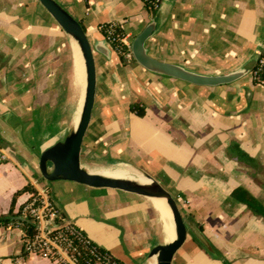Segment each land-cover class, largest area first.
Masks as SVG:
<instances>
[{
	"label": "crops",
	"instance_id": "obj_1",
	"mask_svg": "<svg viewBox=\"0 0 264 264\" xmlns=\"http://www.w3.org/2000/svg\"><path fill=\"white\" fill-rule=\"evenodd\" d=\"M57 1L98 47L96 102L82 156L168 183L191 232L173 264H222L195 236L232 264H264V216L232 197L240 186L264 203V84L250 72L229 84L196 85L122 59L101 25L120 24L130 48L155 15L143 0ZM160 6V26L146 42L159 60L221 75L251 63L264 47V0H162ZM68 47L78 90L75 47L47 9L39 0H0V150L9 154L0 161V215L26 185L44 187L67 221L116 258L157 264L151 251L165 238L149 197L64 179L49 185L40 172L41 152L75 127L65 134L79 103L65 111ZM30 193L16 195L14 213ZM0 264L57 263L26 253L22 226L10 222L0 225Z\"/></svg>",
	"mask_w": 264,
	"mask_h": 264
},
{
	"label": "water",
	"instance_id": "obj_2",
	"mask_svg": "<svg viewBox=\"0 0 264 264\" xmlns=\"http://www.w3.org/2000/svg\"><path fill=\"white\" fill-rule=\"evenodd\" d=\"M39 1L61 28L78 43L85 60L87 71V87L79 122L63 140L56 142L41 152L39 169L42 176L48 181L64 179L92 188L122 190L146 197H165L172 212L177 232V240L174 244L165 241L156 245L152 249L151 254L157 256V264H173L177 255L182 251L190 239L188 224L183 217L181 207L173 193L150 173L145 174L151 179V182L141 183L133 179L109 177L93 173L83 167L82 151L96 102L97 71L94 50H97L98 47L91 41L81 22L61 3L57 0ZM160 5L152 20L134 38L130 47L135 60L146 69L162 75L185 80L196 85L217 86L235 82L252 72L255 68L264 51V47L251 63L221 75L197 73L180 64L165 62L153 57L148 52L146 42L156 33L160 26L162 18V9ZM105 42L110 43L107 39Z\"/></svg>",
	"mask_w": 264,
	"mask_h": 264
},
{
	"label": "built area",
	"instance_id": "obj_3",
	"mask_svg": "<svg viewBox=\"0 0 264 264\" xmlns=\"http://www.w3.org/2000/svg\"><path fill=\"white\" fill-rule=\"evenodd\" d=\"M160 4L162 0H150ZM109 39L113 40L111 31ZM128 57L133 56L130 53ZM264 68V57L261 55L251 74L264 84L260 71ZM9 154L0 150V161L7 160ZM31 217L35 233L25 240L28 254H36L53 259L60 264H126L108 250L93 241L76 223L67 221L64 214L53 201L49 189L37 188L19 209V218ZM22 226L21 221H16Z\"/></svg>",
	"mask_w": 264,
	"mask_h": 264
},
{
	"label": "trees",
	"instance_id": "obj_4",
	"mask_svg": "<svg viewBox=\"0 0 264 264\" xmlns=\"http://www.w3.org/2000/svg\"><path fill=\"white\" fill-rule=\"evenodd\" d=\"M143 1H144L145 5L147 6V8L153 14H155L158 11L160 4L157 5L150 0H143ZM101 30L104 33L106 39L109 38L108 32L111 31L114 39L113 40L109 39V42L117 50V52L120 54L122 59L135 60V58L133 56H131V57L127 56V54L130 53V48H129V45L127 44L126 40H125V33H124V30L120 24H118L116 22L105 23V24L101 25ZM262 56L264 57V51L262 53ZM260 75H261L260 77L264 79V68H263V70L260 71ZM253 81H254V83H257V84L259 83V80L256 78H254ZM132 108H133V110H135V109H137V106L134 105ZM138 113L140 115H143L144 110L140 109V110H138ZM2 144H3V139L0 136V147L2 146ZM27 190H30L31 192H33V191H35V188L29 184V185H26L23 189L16 192L15 196L13 198L11 210L7 214L0 215V225L8 224L10 222L15 223L16 221H21L22 228H23L24 233H25V240H27L28 238H31L34 235V233H35L34 222L31 219V217H28L26 219H20L19 218V211L17 213H14V205H15L16 195H18L24 191H27ZM232 197L236 200L244 202L247 205V208L251 211V213L264 216V203L259 198H257L253 194H251L244 187H240V186L236 187L232 192ZM175 198H176V196H175ZM181 211L183 213L182 208H181ZM183 217L185 219L184 214H183ZM189 233L191 234L190 230H189ZM194 238L200 243V245L206 250V252L212 258L221 260L222 264H232L231 261L228 260L219 250H217L216 247L209 240L204 238V241H202L201 239H199L196 236ZM56 263L60 264L59 262H56Z\"/></svg>",
	"mask_w": 264,
	"mask_h": 264
},
{
	"label": "bare ground",
	"instance_id": "obj_5",
	"mask_svg": "<svg viewBox=\"0 0 264 264\" xmlns=\"http://www.w3.org/2000/svg\"><path fill=\"white\" fill-rule=\"evenodd\" d=\"M74 46H75V82L74 83L80 92L79 103L75 111L74 120H73L74 126H76L79 122V116L85 98V92L87 87V71H86L84 57L82 55L78 43L75 40H74ZM90 171L93 173H98L109 177L133 179L141 183L151 182V179H149L146 176V174L138 171L137 169L131 166L125 168L120 165H114V166L99 167V168L91 169ZM149 198L150 201L153 203V205L156 207V209L159 211L160 220L163 225V234L165 241L174 244L177 240V232L173 221L172 212L170 210L169 205L167 204L166 198L160 196H153Z\"/></svg>",
	"mask_w": 264,
	"mask_h": 264
},
{
	"label": "rangeland",
	"instance_id": "obj_6",
	"mask_svg": "<svg viewBox=\"0 0 264 264\" xmlns=\"http://www.w3.org/2000/svg\"><path fill=\"white\" fill-rule=\"evenodd\" d=\"M70 40H71V43H72L73 48H74L75 47L74 46V40L71 37H70ZM65 53H66V55L63 57V60H62V72L64 73L63 85L65 88L64 93H63V100H64L63 103H64L65 111L71 110V112H72L78 103V100L80 98L79 97L80 92L73 85V69L71 66V61H72L71 47H68ZM66 123L67 124H66L65 134H67L74 126L72 123L69 122V120ZM82 165L84 168H86L88 170L103 167V166L120 165V166L125 167V168L129 166V165L122 164V163L114 164V165L102 164L101 161L94 160L92 158H87L86 155L82 156ZM139 170L144 174L146 173V171H144L142 169H139ZM156 178L166 188H168V183L165 180H163L160 176H156ZM47 183H49V185H51L52 181H47ZM180 207H181V205H180ZM161 225H162V223H161Z\"/></svg>",
	"mask_w": 264,
	"mask_h": 264
}]
</instances>
